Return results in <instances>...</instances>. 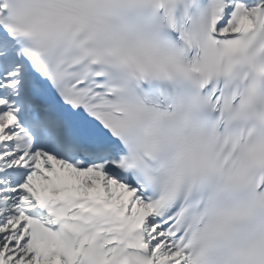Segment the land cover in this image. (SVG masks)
Instances as JSON below:
<instances>
[{
    "label": "snow or ice",
    "instance_id": "obj_1",
    "mask_svg": "<svg viewBox=\"0 0 264 264\" xmlns=\"http://www.w3.org/2000/svg\"><path fill=\"white\" fill-rule=\"evenodd\" d=\"M0 264H264V0H0Z\"/></svg>",
    "mask_w": 264,
    "mask_h": 264
}]
</instances>
